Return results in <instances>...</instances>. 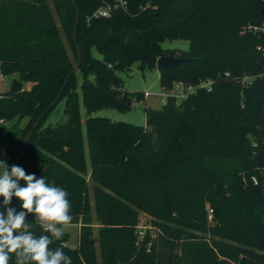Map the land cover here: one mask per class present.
Here are the masks:
<instances>
[{
    "label": "trees",
    "instance_id": "1",
    "mask_svg": "<svg viewBox=\"0 0 264 264\" xmlns=\"http://www.w3.org/2000/svg\"><path fill=\"white\" fill-rule=\"evenodd\" d=\"M51 1L0 0L1 71L18 73L0 92V160L64 188L80 225L75 247L68 233L50 247H62L72 264H99L95 239L101 264H264V0H127L107 17L93 15L100 0ZM166 39L190 45L164 48ZM77 44L81 62L67 80ZM166 54L189 59L159 68ZM135 61L158 68L166 90L178 81H211V89L147 107L145 125L92 116L141 98L120 76ZM58 94L64 113L48 122ZM12 208L22 210L19 201ZM142 214L158 225L155 237L148 228L139 236ZM26 220L45 234L32 214Z\"/></svg>",
    "mask_w": 264,
    "mask_h": 264
},
{
    "label": "clouds",
    "instance_id": "2",
    "mask_svg": "<svg viewBox=\"0 0 264 264\" xmlns=\"http://www.w3.org/2000/svg\"><path fill=\"white\" fill-rule=\"evenodd\" d=\"M0 169V208H6V214L0 211V264H12V256L16 258L14 264H72L62 247H50L54 239H63L73 222L69 193L47 183L44 177L27 174L20 166L9 169L3 160ZM13 198L19 201L21 211L9 207ZM28 214L34 216L45 234L37 236L31 231Z\"/></svg>",
    "mask_w": 264,
    "mask_h": 264
},
{
    "label": "rangeland",
    "instance_id": "3",
    "mask_svg": "<svg viewBox=\"0 0 264 264\" xmlns=\"http://www.w3.org/2000/svg\"><path fill=\"white\" fill-rule=\"evenodd\" d=\"M51 6H53V2L49 0ZM59 26V25H58ZM60 27V26H59ZM65 43L68 48L70 55L73 54L69 41L65 38ZM190 45L189 40L187 39H166L162 42V46L164 48H181V49H188ZM94 55L100 56L99 52L94 49ZM120 76L123 79V87L125 90L128 91H138L141 94V98L136 101V104L132 105V108L126 111L119 110L118 108L109 107L103 108L97 111L92 112V116H106L111 118L115 121H126L131 122L138 125H145L146 124V111L147 107L153 108H160L163 104V98L165 91L160 83V70L158 68H145L142 69L139 67V61H135L130 69L121 71ZM18 77V73H11V74H3L1 71V64H0V92H5L11 88V84L14 78ZM78 79V93H79V104H80V116L82 121V128L84 136H86V126L85 121L87 117V111L83 103L82 98V74L79 72L77 74ZM32 82H24V88H31ZM148 91L150 95L145 96L144 92ZM65 108V99H61L57 102L54 106L52 111L50 112L47 121L48 122H56L58 121L63 113ZM27 118L22 119L21 126H24L27 122ZM86 159L88 165L90 164V157L89 151L86 150ZM218 184V183H217ZM216 185V184H215ZM93 228H94V236L97 238L98 234V222L96 220V213L93 210ZM142 218H144L143 224L148 228L149 233L152 237L156 236L157 233V224H153L150 221V218L147 214H142ZM211 218V217H210ZM157 220H159L157 218ZM161 220V219H160ZM162 221V220H161ZM66 233H68L69 237L67 240V244L71 247H75L79 240L80 234V226L77 223H72L68 228ZM98 248V257H99V264L102 262V257L99 252V242L95 239ZM177 251H180V247L177 248Z\"/></svg>",
    "mask_w": 264,
    "mask_h": 264
},
{
    "label": "built area",
    "instance_id": "4",
    "mask_svg": "<svg viewBox=\"0 0 264 264\" xmlns=\"http://www.w3.org/2000/svg\"><path fill=\"white\" fill-rule=\"evenodd\" d=\"M100 2H101L100 5L93 13L94 16H105V17L110 16L113 9L125 8L127 4V0H113V1L100 0ZM260 75L264 76V71ZM245 80L249 81L250 77L246 76ZM210 84L211 81H202L197 86H207V88L210 90L211 89ZM197 86L193 84H185L182 81H178L175 83L174 87L171 90H166L165 88H163V90L165 91L163 103H166L168 96H176L177 98H183L187 96L189 93L194 92ZM144 95L148 96L150 95V93L148 91H145ZM134 104H136V102H134ZM253 179L254 181H257L256 178ZM209 215L210 217L212 216V209H210ZM143 222H144V218L141 217L140 222L137 226V232L140 237L144 235L146 230V226L143 224Z\"/></svg>",
    "mask_w": 264,
    "mask_h": 264
},
{
    "label": "water",
    "instance_id": "5",
    "mask_svg": "<svg viewBox=\"0 0 264 264\" xmlns=\"http://www.w3.org/2000/svg\"><path fill=\"white\" fill-rule=\"evenodd\" d=\"M73 4L76 6V2L75 0H72ZM78 20H79V11H77V14H76V18H75V22H74V26H73V36L75 37L76 39V27H77V23H78ZM78 46V59H77V62L75 63L74 67L72 68V70L70 71L69 75L67 76V80L69 78V76L71 74H74L77 72V70L79 69V65H80V62H81V50L79 48V44H77ZM189 58L187 57H183V56H174L172 54H166V55H161L158 57L157 59V66L159 68H166V67H173V66H177L178 64H180L181 62L183 61H186L188 60ZM63 89V88H62ZM60 98V94H58V96L49 104L48 106V109L53 107L59 100ZM45 112L42 113V115L38 118V120L35 122L33 128L37 125V123L39 122V120L41 119V117L44 115ZM32 133V130L30 131V133L28 134V136H26L24 138V146H23V149H25L26 145H27V142L29 140V137ZM22 154H20L17 159H19V157L21 156ZM40 174H38L36 177H39ZM215 188L218 192L222 193V194H228V191L226 190V188L224 187V185L219 182L218 184L215 185ZM18 200L15 199L10 205L9 207H12ZM3 212L5 213L6 212V208L3 210ZM94 241V240H93Z\"/></svg>",
    "mask_w": 264,
    "mask_h": 264
},
{
    "label": "crops",
    "instance_id": "6",
    "mask_svg": "<svg viewBox=\"0 0 264 264\" xmlns=\"http://www.w3.org/2000/svg\"><path fill=\"white\" fill-rule=\"evenodd\" d=\"M80 226V225H79Z\"/></svg>",
    "mask_w": 264,
    "mask_h": 264
}]
</instances>
